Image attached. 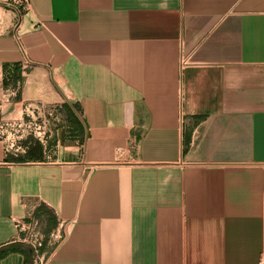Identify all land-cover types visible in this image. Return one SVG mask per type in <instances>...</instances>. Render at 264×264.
<instances>
[{
	"label": "crops",
	"instance_id": "obj_1",
	"mask_svg": "<svg viewBox=\"0 0 264 264\" xmlns=\"http://www.w3.org/2000/svg\"><path fill=\"white\" fill-rule=\"evenodd\" d=\"M4 117L0 264H264V0H0Z\"/></svg>",
	"mask_w": 264,
	"mask_h": 264
},
{
	"label": "rangeland",
	"instance_id": "obj_2",
	"mask_svg": "<svg viewBox=\"0 0 264 264\" xmlns=\"http://www.w3.org/2000/svg\"><path fill=\"white\" fill-rule=\"evenodd\" d=\"M6 110V108H3ZM54 108H51L53 110ZM59 109V108H55ZM16 120H6L5 117L2 121H0V138L7 140L9 144H12L10 146V152L16 155H23L26 146H29L32 148L35 143L38 142V132L43 131V123L41 120H35V121H26L24 120L23 123H26L25 125L18 126ZM56 121L50 120L49 123L51 124L50 127H53L52 124ZM28 123V125H27ZM39 129V131H38ZM40 135H43V140H46V134L40 133ZM27 151V150H26ZM31 232L36 231L35 228L32 226ZM34 229V230H33ZM30 238V236H29Z\"/></svg>",
	"mask_w": 264,
	"mask_h": 264
},
{
	"label": "trees",
	"instance_id": "obj_3",
	"mask_svg": "<svg viewBox=\"0 0 264 264\" xmlns=\"http://www.w3.org/2000/svg\"><path fill=\"white\" fill-rule=\"evenodd\" d=\"M2 68H3V74H4V78H3L4 87L16 88L18 84L21 83V80H22V72H23L22 64L21 63H12V64L7 63L6 64L5 63L3 64ZM71 127H72V130L78 127L75 120H72ZM42 152H43V146L39 143H35L32 148H30L29 150L25 152L24 156L16 155V156H13L12 159L13 161H16V162L27 161L28 159H31L33 157L40 156Z\"/></svg>",
	"mask_w": 264,
	"mask_h": 264
},
{
	"label": "built area",
	"instance_id": "obj_4",
	"mask_svg": "<svg viewBox=\"0 0 264 264\" xmlns=\"http://www.w3.org/2000/svg\"><path fill=\"white\" fill-rule=\"evenodd\" d=\"M6 4H8V3L6 2ZM18 26L19 25H18L17 21L13 23V28H14L15 32H17L16 30L18 29ZM38 131H39V129H38ZM40 133L43 134V131L42 132L41 131L38 132V137L40 139H43V135H40ZM30 227L31 226H22V227H20V231L22 233L23 241L25 243L29 244L30 246H32L33 247L32 250L35 251V253L37 255L38 254L37 253V249L41 246L42 238H41V234H40L39 231H37L35 229L36 231L31 232V228ZM29 236H30V238H29Z\"/></svg>",
	"mask_w": 264,
	"mask_h": 264
}]
</instances>
